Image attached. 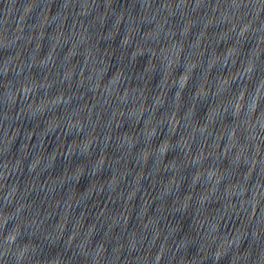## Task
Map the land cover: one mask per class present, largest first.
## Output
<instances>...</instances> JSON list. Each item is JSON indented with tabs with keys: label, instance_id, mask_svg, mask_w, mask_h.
<instances>
[{
	"label": "water",
	"instance_id": "95a60500",
	"mask_svg": "<svg viewBox=\"0 0 264 264\" xmlns=\"http://www.w3.org/2000/svg\"><path fill=\"white\" fill-rule=\"evenodd\" d=\"M218 95L264 194V0H186Z\"/></svg>",
	"mask_w": 264,
	"mask_h": 264
}]
</instances>
